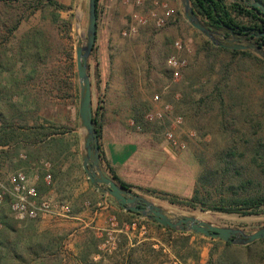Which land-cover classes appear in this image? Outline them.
<instances>
[{
    "label": "rangeland",
    "instance_id": "obj_1",
    "mask_svg": "<svg viewBox=\"0 0 264 264\" xmlns=\"http://www.w3.org/2000/svg\"><path fill=\"white\" fill-rule=\"evenodd\" d=\"M53 1L64 9L49 8L45 0L35 11L27 8L30 0L0 2V83L2 79H7L0 91L6 95L7 112L17 111L24 121L20 127L24 138L30 132L26 121L34 118V129L42 138L53 133L57 135V142L62 141V147L75 148V164L70 163L73 161L71 154L65 153L63 159L68 161V165L63 168L64 171L61 165L54 172L44 168L37 171L41 181L36 187L40 197L69 204L71 215L19 220L9 210L6 199L0 209V264H116L121 261L118 257L112 258L111 253L118 244L120 231H114L119 221L113 214H118L119 210L111 198L105 196L111 199L107 201L112 208L102 203L99 191L88 194L84 185V177L87 176L78 153L77 75L74 80L76 92L69 87L60 88L61 84L65 85L64 81H70L67 69L73 68L76 74V40L78 36H84L86 10L76 24L81 0ZM121 1L102 0L99 10L101 26L95 50L88 58L93 105L98 97L102 101L100 145L105 158L113 165L117 175L132 186L135 194L144 196L167 211L193 215L215 226L242 229L246 233L263 227L264 211L258 215L226 214L205 210L199 204L192 211L169 202L171 199L189 201L200 185V176L216 167L223 149L230 142L217 121L197 125L182 102L198 98L201 91L216 79L219 65L226 63L230 54L214 51L210 55L217 56L205 63L204 54L198 51L206 38L198 34L184 17L178 18V12L182 11L180 0H168L176 9L172 24L163 29H145L136 36L123 38L120 31L126 24L130 7ZM250 4L251 0H247V5ZM54 15L71 22L68 34L54 23ZM16 22L18 24L14 27ZM30 34L45 38L49 48L47 55L22 53L25 36ZM222 34L223 31L220 32ZM176 40L183 43L184 51L179 55L186 58L187 67L180 79L172 81L165 61L169 55L176 53L173 49ZM71 48L73 55H66ZM235 63L234 71L246 84L244 94L251 96L254 105L260 106L264 114V81L256 85L250 83L248 61L239 58ZM95 69L99 74V89L94 81ZM125 72L132 78L131 87L126 85ZM155 94L162 102L172 105L174 114L182 117L183 122L176 129V136L185 142L184 150L170 147L162 136L163 126L145 122V115L160 106L152 102ZM134 106L143 108L140 130L130 124ZM51 117L57 119V124L49 122ZM18 165L16 163L12 171L19 170ZM20 171L30 176L29 172ZM47 174L51 176L50 184L44 181ZM148 190L155 191V194ZM199 190V196H203L202 190ZM84 198L89 204L83 205ZM73 210L75 213L84 212L81 220L71 219ZM101 212L107 213L108 218L96 224V220L92 219L94 213L98 215ZM143 219L140 216L133 222L140 224ZM144 233L156 237L142 226L140 233L130 234L129 239H142ZM200 236L196 239L200 243L198 264H206L210 253L213 254L211 264H217L222 255L229 254L223 244Z\"/></svg>",
    "mask_w": 264,
    "mask_h": 264
},
{
    "label": "trees",
    "instance_id": "obj_2",
    "mask_svg": "<svg viewBox=\"0 0 264 264\" xmlns=\"http://www.w3.org/2000/svg\"><path fill=\"white\" fill-rule=\"evenodd\" d=\"M6 0H0V2ZM43 0H30L28 9L35 11L41 6ZM99 1L96 0V38L92 53L95 50L99 19ZM264 6V1H257ZM45 5L55 10L64 8L53 0H45ZM190 6L199 19L200 23L217 32L231 31L235 35L244 37L247 41L264 48V15L252 5H247V0H190ZM178 18H183L178 12ZM55 24L60 25L65 33L71 31L72 25L69 20L60 19L54 15ZM18 22L14 23V27ZM10 32V31H9ZM199 34V32H197ZM228 36V35H225ZM49 51L47 41L41 35L25 36L22 53L26 55H47ZM214 51H223L230 54V59L219 65L218 76L210 86L201 91L196 99L183 100L184 107L189 116L197 125L214 124L228 135L230 142L226 146L215 168L209 169L199 178L198 187L189 201H177L171 199L172 205L194 211L199 204L205 210H213L226 214L258 215L264 211V114L261 107L254 105V100L244 94L246 84L242 77L234 71L235 60L244 59L248 61V73L250 83L256 85L264 81V60L251 52H240L225 50L214 47L208 40H204L199 53H203L205 63L212 57ZM91 53V54H92ZM66 55H73L72 48ZM213 68V66H211ZM70 72L69 82L60 85V88L68 87L76 92L74 80L76 74L73 68ZM66 71V70H65ZM88 72L91 76L90 65ZM99 74L97 69L94 73V81L99 89ZM124 79L128 87L133 86L131 76L124 73ZM92 97V91H91ZM100 97L93 105L92 120L97 132L100 161L104 173L118 186L134 193L132 186L123 181L115 172L113 165L105 158L100 145L102 135V111ZM142 107L132 108V120L137 126H141ZM63 143L58 140L57 147L60 155L67 149L62 147ZM90 183V182H89ZM92 186V185H91ZM202 190L203 196L200 195ZM155 194V191H149ZM39 194V192H38ZM103 196V195H102ZM111 201V199L108 198ZM119 210L113 214L118 218L119 226L114 231H120L119 241L112 252V258L118 257L121 262L116 264H174L188 261L198 264L199 247L197 242L200 235L188 232H178L163 227L155 221L143 219L140 224H134L133 220L139 219L140 215L131 211H124L121 207L111 201ZM127 224L125 231L122 225ZM142 226L151 230L156 237L144 233L142 239H129V235L140 233ZM135 235L134 237H136ZM216 244H223L229 254L222 255L217 264H264V239L256 241L247 246L231 245L220 240L210 239ZM213 254L206 264H211Z\"/></svg>",
    "mask_w": 264,
    "mask_h": 264
},
{
    "label": "water",
    "instance_id": "obj_3",
    "mask_svg": "<svg viewBox=\"0 0 264 264\" xmlns=\"http://www.w3.org/2000/svg\"><path fill=\"white\" fill-rule=\"evenodd\" d=\"M180 4L181 13L188 24L208 39L214 47L251 52L264 60L263 47L252 41H247L244 37L235 35L231 31L228 32V36L220 35L219 32L200 23L190 6V0H180ZM250 5L264 15L263 5L255 0H251ZM85 10L87 16L86 30L83 37H77L75 57L79 91L77 121L80 143L78 151L82 168L90 184L103 196L111 198L124 211L137 213L147 220L155 221L163 227L178 232L203 235L237 246H247L264 239V226L254 232L246 233L242 229L215 226L193 215L170 212L142 195L125 190L106 176L101 165L97 132L92 120L91 78L88 72V58L96 38V0L80 1L76 24H78ZM259 36H264V33L259 34Z\"/></svg>",
    "mask_w": 264,
    "mask_h": 264
},
{
    "label": "built area",
    "instance_id": "obj_4",
    "mask_svg": "<svg viewBox=\"0 0 264 264\" xmlns=\"http://www.w3.org/2000/svg\"><path fill=\"white\" fill-rule=\"evenodd\" d=\"M121 2L130 7L126 24L120 31L123 38L136 36L140 31L149 28L163 29L175 21L176 9L167 1L122 0ZM173 49L176 53L167 57L165 66L170 79L177 81L180 79L182 71L187 67V60L179 55L184 51L181 40L173 42ZM152 102L159 103L160 106L145 115V122L163 126L162 136L170 147L178 151L184 150L185 142L176 136V129L183 122L182 117L174 114L172 105L162 102L158 94L153 95ZM130 124L137 130L141 129L132 120H130ZM44 167L48 168L49 165L45 164ZM50 180L51 176L47 174L44 178L45 183L50 184ZM6 199L9 201V210L19 220L68 217L71 215L69 204L53 202L40 197L35 184L31 183L28 176L20 170L8 174L6 180H0V209ZM111 226H113L112 221ZM134 227L135 223L132 224V228ZM128 228L127 224L123 225L125 231Z\"/></svg>",
    "mask_w": 264,
    "mask_h": 264
},
{
    "label": "crops",
    "instance_id": "obj_5",
    "mask_svg": "<svg viewBox=\"0 0 264 264\" xmlns=\"http://www.w3.org/2000/svg\"><path fill=\"white\" fill-rule=\"evenodd\" d=\"M151 1V0H150ZM158 1H167L168 0H158ZM149 2V0H146ZM102 0L99 1V5L101 9ZM106 5V1H104ZM171 4V2H169ZM100 13V12H99ZM101 26L100 16L98 19V29ZM98 33V31H97ZM4 80V81H3ZM7 80V79H6ZM6 80L2 79L0 83V90L6 84ZM6 103V95L3 91H0V180H6L7 173H12V169L15 167L16 163H19L18 169H23L25 172H29L28 179L31 183L35 184L38 188L40 185V177L37 174V171L42 170L44 168L45 171L54 172L60 167L61 170L64 171L63 168L68 165V161L63 159L65 153H70L72 160L70 163L75 164V148L66 149L61 155L60 150L57 147V139L55 134L51 133L45 138H42L39 134H37L36 129V119L32 118V120H27L26 123L29 126V134L27 135V139L24 138L23 129H20L21 124L24 121L21 120L20 114L17 111L7 112L5 109ZM34 121V122H33ZM53 125V122L57 124V119L53 117L50 118V121ZM50 123V124H51ZM45 142V143H44ZM79 153V151H78ZM64 160V161H63ZM81 162V160H80ZM45 164H48L49 167H42ZM82 166V165H81ZM18 171V170H16ZM33 172L35 174H33ZM86 184V192L90 194L91 192H97L94 187L90 186L87 180V177H84ZM101 197V196H100ZM102 203L104 205L109 206L110 201L105 196H102ZM83 205L89 204L85 200L82 201ZM100 205V203H98ZM111 207V205H110ZM112 208V207H111ZM81 216H84V212L75 213L73 210V215L71 219L74 221L81 220ZM90 216V213H89ZM88 216V217H89ZM93 215H91L92 217ZM108 218L107 213H99L98 215L94 213L93 220H96V224L103 223Z\"/></svg>",
    "mask_w": 264,
    "mask_h": 264
},
{
    "label": "flooded vegetation",
    "instance_id": "obj_6",
    "mask_svg": "<svg viewBox=\"0 0 264 264\" xmlns=\"http://www.w3.org/2000/svg\"><path fill=\"white\" fill-rule=\"evenodd\" d=\"M220 33V32H219ZM222 35H228V32L227 31H223V34ZM99 143V142H98Z\"/></svg>",
    "mask_w": 264,
    "mask_h": 264
}]
</instances>
